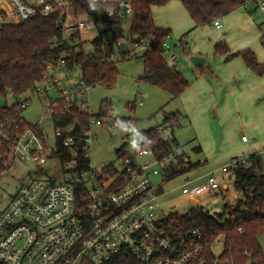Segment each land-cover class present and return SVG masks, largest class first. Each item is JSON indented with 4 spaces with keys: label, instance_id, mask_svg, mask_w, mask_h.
Here are the masks:
<instances>
[{
    "label": "built area",
    "instance_id": "built-area-1",
    "mask_svg": "<svg viewBox=\"0 0 264 264\" xmlns=\"http://www.w3.org/2000/svg\"><path fill=\"white\" fill-rule=\"evenodd\" d=\"M247 3L264 13V0ZM102 4L109 8L102 10ZM57 14H61L58 23L63 28L62 37L60 43L55 39L52 43L91 45L95 38L90 40L88 36L97 34L98 26L108 28L109 22L119 24L132 17L133 7L128 0H0V29ZM213 26L221 30V20L214 21ZM104 44L112 49L109 60L113 62L120 60L121 54L131 59L150 51L144 41L126 44L111 37L105 38ZM164 50L169 53L167 65L177 70L178 55L171 52L167 40ZM68 65L66 56L49 64L42 81L31 92L47 99L50 121L56 111L74 107L93 115L86 99L90 88L81 75L73 76L75 70ZM29 104L26 99L13 118L0 119V138L5 141L0 144V178L17 162L30 164L33 169L8 203L0 194V264H108L125 251L141 264H230L222 258L223 250L220 255L214 253V243L207 248L199 230L171 232L165 222L167 217L158 215L157 202L176 161L173 154L162 157L159 152L142 149L120 160L121 164L114 166L118 174L113 178L106 172L89 169L70 175L62 183L45 179L46 166L57 148L48 149L42 124L23 127L22 112ZM95 126L103 127V121L92 119L90 130L82 134L80 130L73 134L75 125L56 129V138L71 132L72 136L63 139V146L69 149L80 143L89 158L91 144L98 141L93 133ZM156 131L164 142L174 139L168 126ZM139 158L144 161L139 162ZM247 158H235L223 170L248 166ZM153 178H162L163 182L155 184ZM193 183L187 180L180 187L192 204L205 193L214 194L221 189L213 175L199 186L192 187Z\"/></svg>",
    "mask_w": 264,
    "mask_h": 264
},
{
    "label": "rangeland",
    "instance_id": "rangeland-1",
    "mask_svg": "<svg viewBox=\"0 0 264 264\" xmlns=\"http://www.w3.org/2000/svg\"><path fill=\"white\" fill-rule=\"evenodd\" d=\"M153 15L155 24L172 30L173 35L167 39V42L178 55L177 71L189 82V88L180 98L172 100L168 93L141 79L144 76L141 59L119 62V74L115 85L109 88L91 87L86 98L91 114H98L100 105L106 100L110 103L112 111L111 119L105 121L103 127H93V133L97 134L98 141L91 144L90 169L106 172L111 165L119 166L121 162L116 155L118 149L134 141L143 131L162 125L164 112H180L185 120L182 127L174 131V138L191 162H200L202 165L197 170L183 173L165 183L161 192L163 195L157 202L158 215L161 218L168 217L169 214L183 216L195 207L202 208L211 215H222L226 204L233 201L232 196L235 192L233 185L226 198L220 191L216 194L205 193L198 198L200 201L194 204L190 202L188 196L182 194L180 187L187 180L196 178H199V183L193 184L192 187L199 186L206 182L205 177L208 174H215L222 187L225 181L233 177L224 175L222 169L234 158L245 153L249 156L252 151H258L256 154L260 155L261 167L257 172L264 174V118L260 116L259 109L261 101L253 102L251 96L244 101L227 96V110H219V107L223 106L227 89L226 78L221 73L226 58L215 52V47L221 43L226 44L234 53L251 50L264 67V13L247 3L245 7H240L220 19L222 30L215 29L213 24L193 30L194 22L179 1H172L165 7H156ZM132 21L131 16L125 18L120 24L112 27V32L120 34L124 37L123 40H126L130 34ZM112 32L105 33V37L111 38ZM96 36L97 34L92 32L88 38L93 40ZM181 38H184L182 43L188 55L183 54L177 46ZM84 48L86 53L93 51L88 44ZM192 56L205 59L207 64L202 68L194 67L189 60ZM168 57L169 53H165V58ZM240 61L243 63L242 60ZM237 73L240 71L238 70ZM73 76L78 78L80 72L75 70ZM253 76L264 82V76L257 77L255 74ZM240 79L236 80L240 81ZM202 83L208 84L207 88L209 86L215 95L211 105L209 102L211 93L207 88L204 89ZM237 83H233L235 87L238 86ZM24 99H29L30 104L28 109L22 112V117L29 124H42L45 128L43 130L48 149L55 150L57 138L55 128L47 116V99L32 94L26 95L21 101ZM14 103L12 96L6 99L0 98V108H10ZM132 131L134 132L131 133ZM243 138H246L247 145H243ZM198 146L202 147L201 154L194 151ZM130 151L135 154L137 149L131 147ZM138 161L142 162L144 159L139 158ZM32 171V165L17 162L7 175L0 178V194L4 196V203L10 201V198L17 193L22 180ZM46 172L48 178L45 179L57 183L69 179L68 175L63 174V168L57 160L50 159ZM153 182L160 184L163 179L153 178ZM220 222L224 220L220 219ZM260 245L264 254V236L260 239ZM213 248L214 253L220 255L223 250L222 237L214 241Z\"/></svg>",
    "mask_w": 264,
    "mask_h": 264
},
{
    "label": "trees",
    "instance_id": "trees-1",
    "mask_svg": "<svg viewBox=\"0 0 264 264\" xmlns=\"http://www.w3.org/2000/svg\"><path fill=\"white\" fill-rule=\"evenodd\" d=\"M133 7V21L130 25V34L123 40L120 34L113 33L112 27L117 22H109L108 28L98 26L97 36L91 43L93 51L85 52V43L64 45L52 43L55 39L60 43L62 26L58 20L61 14L50 17H36L19 25H5L0 29V98L12 96L15 103L9 108H0V119L13 118L16 110L26 101L22 100L31 94L35 86L42 81L49 64L57 63L61 57L66 56L71 70H78L89 88L95 86L113 87L118 78V63L134 59H141L144 65V80L168 93L172 100L180 98L189 88V82L184 76L167 65L164 43L171 37L172 31L155 25L154 8L165 7L172 1H179L191 20L194 29L212 25L214 21L224 18L240 7H245L247 0H128ZM102 10L109 8L108 4L101 5ZM106 21L105 14L103 15ZM112 32L115 39H122L126 44H139L147 42L150 51L131 59L121 54L120 60H109L112 49L104 44L105 33ZM181 38L180 47L183 54L188 55ZM217 54L223 55L228 63L234 59H241L246 68L255 76H264V67L258 62L254 52L243 50L232 53L228 46L221 43L215 47ZM210 76H212L210 74ZM53 114L52 126L57 129H66L68 126L78 125L80 134L87 132L91 127V120H102L103 123L110 120L111 105L106 100L102 102L96 115L82 113L74 107L69 111H56ZM185 117L180 112L165 113L163 123L160 126H168L174 131L180 129ZM129 124V122H128ZM158 126V127H160ZM24 128H32L34 125L25 121ZM158 127L143 131L135 140L126 143L116 151L117 159L122 160L127 156H133L131 145H139L137 151L151 149L159 152L162 157L173 154L176 158L170 176L165 178L168 182L183 173L191 172L201 163H193L183 151L182 146L174 138L167 143L160 139L156 130ZM132 131L131 133H133ZM71 135L65 132L57 139L56 153L51 158L57 160L63 168L64 175H76L90 169V159L86 156L80 143L76 147L65 148L63 139ZM72 136V135H71ZM5 143L0 138V144ZM74 149V150H73ZM73 150V151H72ZM135 152V155L137 153ZM198 154L202 153L200 146L194 149ZM248 166H239L234 169V188L241 195V199L233 205H226L222 215H211L202 208H192L183 216L169 214L165 222L168 229L174 233H186L191 230H199L204 236V242L209 249L212 243L223 238L222 258L230 264H264V254L260 245V239L264 236V174L257 172L261 167L260 155L254 153L247 158ZM70 166V167H68ZM3 172L0 167V176ZM118 172L111 165L106 175L115 177ZM165 182V183H166ZM162 192V191H161ZM220 219L224 222H220ZM108 264H141L130 252H122Z\"/></svg>",
    "mask_w": 264,
    "mask_h": 264
},
{
    "label": "crops",
    "instance_id": "crops-1",
    "mask_svg": "<svg viewBox=\"0 0 264 264\" xmlns=\"http://www.w3.org/2000/svg\"><path fill=\"white\" fill-rule=\"evenodd\" d=\"M153 17H154V15H153ZM155 25L157 27H159L157 24H155ZM222 29H223V26H222ZM178 48L181 49V47H179V46H178ZM171 52H173V50ZM232 53H234V52H232ZM240 60L241 59H238V58L234 59V60H232V61H230L228 63H225L224 66H222V68H221V71H222L221 73H223L224 77L226 78L225 82H226L227 89H226V93H225V99H224V101L222 100L223 101V104H222L223 106L219 107V110H222V111H226L227 110V107H228V105H227V100L228 99L226 98L227 96L229 98L234 97L235 99L242 100V101H244L248 96H251V97H253V102L254 101H261V105H260V108H259L260 109V116H263V118H264V115H262V114H264V82H261V80L256 79L253 76V74L246 68L245 64L241 63ZM205 64H207V62ZM238 70L240 71V73H237ZM237 78H241L240 81H237L236 80ZM234 82L235 83L238 82L237 83L238 84L237 87H235V84H233ZM207 85L202 83V86L204 87V89L207 88ZM208 88H209V86H208ZM208 88H207V90H209L210 93H211L210 94V101H209L210 105H211L213 103L214 99H215V95L211 91V88H209V89ZM218 100H220V99L218 98ZM242 143H243V145H247L248 144V142H243V141H242ZM201 149H202V147H201ZM249 150H251V149H249ZM256 152H258V151H252L251 153L254 154ZM243 154L244 153H242V155ZM245 154H247V153H245ZM245 154L243 156H246ZM236 158H238V157H236ZM222 173L224 175H227V177H228V175H232L233 176V172L232 171H224L222 169ZM210 175H213L215 177V174H208V175H206L205 179H207V177L210 176ZM190 181L194 182L193 184H196V183H199V178H196V179H193V180H190ZM232 185L234 186V177H230L229 180L225 181L224 184L222 185V187H221V189L219 191L224 196V198H226L229 195L230 188H231ZM234 191H235V188H234ZM216 193H214V194H216ZM232 199H233V201L232 202H228L226 205L236 204V202L241 199V195L235 191L233 196H232Z\"/></svg>",
    "mask_w": 264,
    "mask_h": 264
},
{
    "label": "water",
    "instance_id": "water-1",
    "mask_svg": "<svg viewBox=\"0 0 264 264\" xmlns=\"http://www.w3.org/2000/svg\"><path fill=\"white\" fill-rule=\"evenodd\" d=\"M189 60L192 63V65L196 68H202L206 63L205 59L197 57V56H192L189 58ZM141 79H144V76L141 77ZM79 130H81V129L79 128L78 125H76L74 127L73 134H77L79 132Z\"/></svg>",
    "mask_w": 264,
    "mask_h": 264
},
{
    "label": "clouds",
    "instance_id": "clouds-1",
    "mask_svg": "<svg viewBox=\"0 0 264 264\" xmlns=\"http://www.w3.org/2000/svg\"><path fill=\"white\" fill-rule=\"evenodd\" d=\"M125 130H127V129H125ZM131 147H132L133 149H137V148L139 147V145L136 144V143H133V144L131 145Z\"/></svg>",
    "mask_w": 264,
    "mask_h": 264
}]
</instances>
